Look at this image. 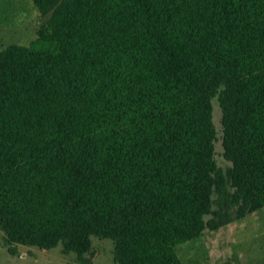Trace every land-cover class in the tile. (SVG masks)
<instances>
[{
  "label": "trees",
  "instance_id": "obj_1",
  "mask_svg": "<svg viewBox=\"0 0 264 264\" xmlns=\"http://www.w3.org/2000/svg\"><path fill=\"white\" fill-rule=\"evenodd\" d=\"M32 1L37 37L0 51L11 254L84 263L96 237L118 264H182L179 245L264 208V0Z\"/></svg>",
  "mask_w": 264,
  "mask_h": 264
},
{
  "label": "rangeland",
  "instance_id": "obj_2",
  "mask_svg": "<svg viewBox=\"0 0 264 264\" xmlns=\"http://www.w3.org/2000/svg\"><path fill=\"white\" fill-rule=\"evenodd\" d=\"M48 18L32 0H0V51L14 43L28 45ZM213 104L217 129L215 159L226 173L231 162L224 157L222 112L217 99ZM4 239L0 230V264H118L110 239L93 237L92 251L85 255L84 263L76 253H65L60 246L45 250L16 245L17 253L13 255ZM177 252L182 264H264V208L218 230H206L201 237L179 245Z\"/></svg>",
  "mask_w": 264,
  "mask_h": 264
}]
</instances>
